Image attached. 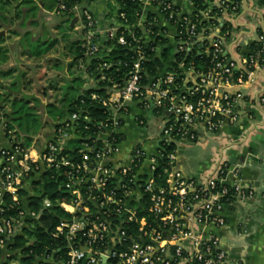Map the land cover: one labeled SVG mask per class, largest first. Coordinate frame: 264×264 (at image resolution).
<instances>
[{"label":"built area","instance_id":"1","mask_svg":"<svg viewBox=\"0 0 264 264\" xmlns=\"http://www.w3.org/2000/svg\"><path fill=\"white\" fill-rule=\"evenodd\" d=\"M138 2L141 14L133 27L126 25L124 15L115 13L110 18L109 13L96 15L90 8L70 9L84 20L81 49L85 54L76 64L87 89L94 92L92 98L97 100L95 92L101 90L100 84L111 79L105 73L113 68L111 63L91 65L99 60L102 43L129 47L137 55L123 83L113 82L108 97L98 101L108 110V117L95 125L96 139L73 133L79 111L52 131L34 159L29 147L15 142L16 130L9 128L0 109V138L5 140H0V247L20 234L27 220H38V215L26 208L18 211L17 218H4V197L17 202L18 190H28L29 175L34 171L41 174L64 168L65 187L72 199L59 207L71 218L61 222L52 236L65 240L66 258L59 263L48 260L49 264H230L222 237L226 212L234 200L251 199L253 192L242 187L238 170H231L223 160L200 179L186 177L180 169L179 150L195 145L199 132L216 135L224 127L237 124L241 88L256 70L264 68V39L257 36L255 42L261 44V50L256 54L244 57L238 53L239 59L233 60L227 52L235 31L230 28L222 32V21L198 32L197 23L189 21L191 13L173 10L174 0ZM216 5L228 15L238 13L240 4L217 0ZM65 11L60 4L54 15L60 18ZM209 11L202 14L203 18H209ZM149 15L153 22L147 20ZM160 21L174 28L170 46H177L179 52H189L195 46L210 47L214 68L198 74L194 69L185 71L181 62L177 73L165 70L160 75V69L155 78L145 77L141 42L152 45L158 37L168 41V31ZM152 27L157 28V34ZM136 29L142 33L139 38L134 37ZM124 32L132 38V46ZM150 51L159 56L161 49L158 46ZM220 56L224 59L219 60ZM234 73L238 74L235 79ZM131 108L152 113L160 128L122 153L121 129ZM136 124L145 127L141 119H136ZM74 139H81L78 161L66 153L67 143ZM96 143L100 145L96 147ZM229 178L231 184L227 183ZM43 206L49 207V201L44 200Z\"/></svg>","mask_w":264,"mask_h":264},{"label":"crops","instance_id":"2","mask_svg":"<svg viewBox=\"0 0 264 264\" xmlns=\"http://www.w3.org/2000/svg\"><path fill=\"white\" fill-rule=\"evenodd\" d=\"M107 2L116 8V0H93L88 7L96 15L107 12L112 18L115 10H107ZM259 3L260 0H247L244 7L242 0L238 13L221 17L220 21L235 31V36L230 39L232 46L227 52L233 60L239 59L238 53L245 52L246 47L255 42L259 32L264 34ZM174 4L182 14H190L194 10L192 0H174ZM210 4L216 7L217 0H210ZM52 19L55 20L52 12L43 10L38 21L30 19L25 23L16 22L9 29L0 28V96L9 101L22 97L31 101L35 97L40 101L42 124L48 125L29 147L30 156L34 159L43 141L52 133V123L44 115V107L63 112L69 99L84 87L75 61L76 50L84 44L83 27L78 19L72 23L63 21L62 24L69 26L71 38H59L56 34H59L60 25ZM160 22L167 29V39L172 45L174 28ZM104 46L105 49L110 48L109 44L104 43ZM166 66L163 65L160 75ZM241 93L243 97L236 107L237 124L224 127L216 135L199 132V141L195 145L179 150L180 169L186 177L193 179L208 174L220 160L226 161L231 170H238L242 187L251 189L253 197L244 201L236 199L227 210L223 243L230 264H264V68L254 72L241 88ZM136 119L143 120L145 127H138ZM123 122L122 153L132 147V133L138 135L140 132V139L156 134L160 128V121L152 113L136 108L129 110ZM128 135L131 143L127 142ZM0 140L5 143L2 137ZM189 160H193L194 166L189 167ZM232 181L227 179L229 184ZM28 191L31 192L30 188ZM10 255L13 254L0 247V264ZM18 258L19 254L16 260ZM16 260L11 264H18Z\"/></svg>","mask_w":264,"mask_h":264},{"label":"trees","instance_id":"3","mask_svg":"<svg viewBox=\"0 0 264 264\" xmlns=\"http://www.w3.org/2000/svg\"><path fill=\"white\" fill-rule=\"evenodd\" d=\"M165 2V0H162ZM237 3H241L242 0H235ZM93 2V0H0V28L9 29L16 22H27L28 20H39L40 11L46 10L52 12L58 8L60 4L66 7L65 13L59 18L61 23H72L74 19L82 25H84V20L82 18H77L73 13L70 12L75 6L84 7L86 10L89 9L88 5ZM194 10L189 18L190 22H195L198 25V32L207 26H219L221 17L223 16L222 10L211 7L210 0H192ZM260 9L262 10L263 21H264V0H260ZM116 8L114 9L110 4L108 6L109 11L114 12L117 16L124 15L126 18V25L133 27L137 24L140 19L141 9L138 0H116ZM23 9H28L24 12ZM176 13L180 12L177 7H173ZM210 10V11H209ZM209 11V18H203L202 14ZM149 21L153 22V16L149 15ZM23 26V25H22ZM231 27L224 24L221 28L222 32L230 29ZM155 34L158 33L157 28L152 27ZM121 32V31H120ZM135 38L141 37L142 33L140 30L136 29ZM85 30L83 29L81 35L85 37ZM260 38L264 39V34L258 33ZM124 37L127 42L132 46V38L124 32ZM96 42L94 41V44ZM145 61L142 63V68L145 73V77L155 78L158 71L162 69L163 65L166 64L165 70L170 72H179V66L183 62V68L185 71L194 69L198 74H205L214 68V63L209 57V52H211L210 47L205 49H200L194 47L192 50L179 52L178 47L170 46L168 41L164 38H156L154 44L141 42ZM109 44L110 48L105 49L103 46L98 52V61L92 62V66H97L102 62H108L113 65V68L105 72L107 76H110L109 83L100 84L101 90L95 92L97 100L92 98L91 95L94 93L88 90L85 83L84 87L79 90V92L72 96L63 112L60 113L57 121H51L50 128L57 130L64 121L70 119L72 114L78 113L80 111V119L75 124L74 134L79 138L90 137L92 140L96 139V129L95 125L98 123L105 122L108 117V110L103 108L99 104L100 99H106L112 83H123L124 78L128 70L130 69L134 60L137 59V55L130 50L129 47L121 46L116 43H106ZM104 45V43H102ZM161 51L159 56L156 52H151V48H157ZM261 50V44L258 42H253L249 44L242 56L248 57L252 54H256ZM77 58L75 61L85 54L84 49L76 50ZM223 60L222 56L219 60ZM218 60V61H219ZM217 61V62H218ZM225 63V61H224ZM127 65L124 67L123 65ZM118 69V71H117ZM234 79L237 78L238 74L234 73ZM246 80V76L243 77ZM20 100V99H19ZM18 99H14L10 105V108L6 110L7 106L0 103V109L4 110V118L9 123V128L16 130V140L15 142L20 144L23 148H28L33 142L31 137L30 127L24 126L21 128L16 126L14 129L13 123L15 120L21 121L28 114L23 116L22 109L18 112L20 116L17 119V111L15 112ZM88 128L87 130L85 128ZM23 129V130H22ZM119 141V139H118ZM81 139H74L67 143L69 150L66 152L70 158L78 161L77 150L80 148ZM100 144L96 143V147ZM169 150V148H166ZM37 171L32 172L29 175L28 187L31 192L27 189L22 188L17 192V202H13L12 198L9 196L4 197V207L2 208V216L4 218H17L18 211L26 208L38 215V220H27L25 222V227L22 229L21 233L12 236L8 242H6L4 248L13 255L6 258L3 264H11L12 261L16 260L17 254L19 258L16 260L18 264H49L48 260L59 263L66 258V242L63 238H54L52 235L55 232L56 227L63 221H67L71 218V215L64 212L60 207V203H69L72 199L70 192L66 189L65 185L67 183L66 179V169L62 168L59 171H47L38 174ZM37 175V176H36ZM156 182L164 184L163 179H156ZM48 200L50 206L45 208L43 206V201Z\"/></svg>","mask_w":264,"mask_h":264},{"label":"rangeland","instance_id":"4","mask_svg":"<svg viewBox=\"0 0 264 264\" xmlns=\"http://www.w3.org/2000/svg\"><path fill=\"white\" fill-rule=\"evenodd\" d=\"M110 5V3H106V9L109 10L108 6ZM55 18V17H54ZM53 20V19H52ZM54 22L59 23L60 28L58 29V33L56 34L59 38H61L60 36H62V38L65 36L66 38H68L70 40L71 35H69L68 33L70 32L69 30V26L68 24H62L59 18H55V20H53ZM63 44H61L62 46ZM35 48V47H34ZM80 84H77L76 86H79ZM8 96V95H7ZM0 103H3L7 106L6 110L8 109V107L10 108V105L12 103V101H9L8 98L4 99V97L0 96ZM40 101L32 98V100L30 101L29 99H26L24 97H22L20 100H18L17 105H16V109L15 112L19 109H22V114L23 116L25 114H28L27 117H24L23 119H21V121L19 120H15L13 123L14 129L16 128V126H19L21 128H24V126H29L30 127V134L32 138L37 137L38 135L41 134V131L44 127L48 128L47 126H44L42 124V116L39 114L40 112ZM19 113V112H18ZM60 111L53 109L52 107H44V115L46 117H48V119H50V121H57V118H59L60 115ZM17 119L20 116V113L17 114ZM23 130V129H22ZM132 141L134 143L137 142L140 132L138 135H136L135 133H132ZM145 134V133H142ZM138 136V137H137ZM128 140L127 142L129 143V135L127 136ZM137 137V138H136ZM131 143V142H130ZM193 160H189V167L194 166L195 163L192 162Z\"/></svg>","mask_w":264,"mask_h":264},{"label":"water","instance_id":"5","mask_svg":"<svg viewBox=\"0 0 264 264\" xmlns=\"http://www.w3.org/2000/svg\"><path fill=\"white\" fill-rule=\"evenodd\" d=\"M247 3V0H243V6L245 7Z\"/></svg>","mask_w":264,"mask_h":264}]
</instances>
